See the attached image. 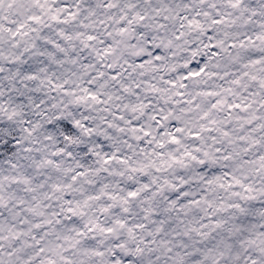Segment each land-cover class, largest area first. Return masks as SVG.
Returning a JSON list of instances; mask_svg holds the SVG:
<instances>
[{"label": "snow or ice", "instance_id": "1", "mask_svg": "<svg viewBox=\"0 0 264 264\" xmlns=\"http://www.w3.org/2000/svg\"><path fill=\"white\" fill-rule=\"evenodd\" d=\"M0 264H264V0H0Z\"/></svg>", "mask_w": 264, "mask_h": 264}]
</instances>
